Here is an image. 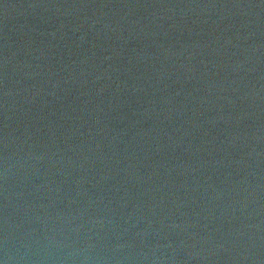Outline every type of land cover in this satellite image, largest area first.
I'll list each match as a JSON object with an SVG mask.
<instances>
[{"label":"water","instance_id":"95a60500","mask_svg":"<svg viewBox=\"0 0 264 264\" xmlns=\"http://www.w3.org/2000/svg\"><path fill=\"white\" fill-rule=\"evenodd\" d=\"M0 264H264V0H0Z\"/></svg>","mask_w":264,"mask_h":264}]
</instances>
